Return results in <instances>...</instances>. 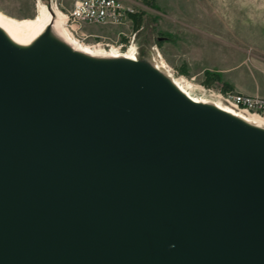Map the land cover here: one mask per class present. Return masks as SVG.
I'll use <instances>...</instances> for the list:
<instances>
[{
	"label": "water",
	"instance_id": "water-1",
	"mask_svg": "<svg viewBox=\"0 0 264 264\" xmlns=\"http://www.w3.org/2000/svg\"><path fill=\"white\" fill-rule=\"evenodd\" d=\"M0 264H264V129L0 28Z\"/></svg>",
	"mask_w": 264,
	"mask_h": 264
},
{
	"label": "rangeland",
	"instance_id": "rangeland-1",
	"mask_svg": "<svg viewBox=\"0 0 264 264\" xmlns=\"http://www.w3.org/2000/svg\"><path fill=\"white\" fill-rule=\"evenodd\" d=\"M157 2L159 6L153 0L154 6L147 4L148 6L138 8L136 18L129 16L122 24H83L85 33L93 34L87 35L81 41L88 44L103 42L113 45H118L116 41H123V44L133 43L138 51V58L149 60L151 45L157 44L158 48L159 41L174 39L170 33L160 27L159 11L162 10L171 15L167 18L168 27L176 26L177 22L173 16L180 15L179 12L184 10L193 13L194 20H197L195 15L199 13L201 20H211L212 23L215 21L218 26L223 27V30L230 27L236 35L254 40L264 39V0H157ZM36 3L37 0H0V12L18 20L32 18ZM62 3L67 7L69 0H62ZM167 67L173 76H182L190 82L191 85L187 90L192 96L214 101L207 92L217 87L203 83L204 71L194 72L190 67L187 70L183 62H179L174 67L168 65Z\"/></svg>",
	"mask_w": 264,
	"mask_h": 264
},
{
	"label": "crops",
	"instance_id": "crops-1",
	"mask_svg": "<svg viewBox=\"0 0 264 264\" xmlns=\"http://www.w3.org/2000/svg\"><path fill=\"white\" fill-rule=\"evenodd\" d=\"M138 1L139 8L147 5L145 0ZM155 3L159 6L157 0ZM159 12L160 27L174 37L158 43L165 64L174 67L183 62L194 72H215L230 90L264 97V39L236 35L230 27L223 30L215 21L201 20L199 13L194 20L193 13L184 10L173 16L176 26L168 27L171 15Z\"/></svg>",
	"mask_w": 264,
	"mask_h": 264
},
{
	"label": "bare ground",
	"instance_id": "bare-ground-1",
	"mask_svg": "<svg viewBox=\"0 0 264 264\" xmlns=\"http://www.w3.org/2000/svg\"><path fill=\"white\" fill-rule=\"evenodd\" d=\"M34 16L27 19H13L0 12V28L15 44L26 46L31 43L44 28H49V32L60 39L69 46L72 50L81 52L83 54L93 57H125L129 59H136L137 49L133 43L123 45H113L109 43L97 42L88 44L73 36L63 25L64 12L54 3L50 6L37 0ZM156 68L163 71L172 81V83L187 97L196 102L208 103L215 105L232 115H235L243 121L264 129V116L259 114L245 112L234 109L223 103L215 91H208V96L214 100L210 101L204 98H197L188 92V87L191 85L188 80L182 76H173L170 69L164 61L156 60ZM163 67V69L161 68ZM176 73V72H174ZM204 89V88H203Z\"/></svg>",
	"mask_w": 264,
	"mask_h": 264
},
{
	"label": "built area",
	"instance_id": "built-area-1",
	"mask_svg": "<svg viewBox=\"0 0 264 264\" xmlns=\"http://www.w3.org/2000/svg\"><path fill=\"white\" fill-rule=\"evenodd\" d=\"M43 3L48 6L54 3L58 6L64 12V27L80 40L93 34L85 33L83 24H122L129 18V14L137 12L141 5L138 0H69L67 7L63 5L62 0H46ZM116 44L123 45V41H116ZM150 51L149 60L156 67V60L162 59L161 53L156 44L150 46ZM136 58H138L137 52ZM210 90L215 91L223 103L234 109L264 116V97L232 90L223 91L219 88L208 91Z\"/></svg>",
	"mask_w": 264,
	"mask_h": 264
},
{
	"label": "trees",
	"instance_id": "trees-1",
	"mask_svg": "<svg viewBox=\"0 0 264 264\" xmlns=\"http://www.w3.org/2000/svg\"><path fill=\"white\" fill-rule=\"evenodd\" d=\"M145 2L151 6H154L153 0H145ZM130 17H135L136 18V12L129 14ZM162 33V32H160ZM163 34V33H162ZM204 80L203 83L213 85L215 87H218L220 90H230L229 84L226 82L222 81L219 77V75L215 72L211 71H204Z\"/></svg>",
	"mask_w": 264,
	"mask_h": 264
}]
</instances>
